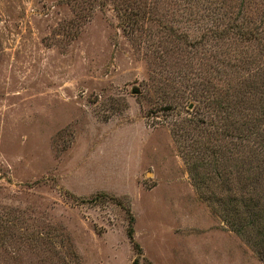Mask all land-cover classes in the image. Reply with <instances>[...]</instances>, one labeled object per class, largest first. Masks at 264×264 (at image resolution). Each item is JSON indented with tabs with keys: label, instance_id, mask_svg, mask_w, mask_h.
<instances>
[{
	"label": "rangeland",
	"instance_id": "obj_1",
	"mask_svg": "<svg viewBox=\"0 0 264 264\" xmlns=\"http://www.w3.org/2000/svg\"><path fill=\"white\" fill-rule=\"evenodd\" d=\"M168 4L157 10L175 18ZM178 58L159 70L172 89ZM149 73L112 0H0V264H130L124 207L138 264H264L260 235L236 234L194 189L192 138L175 132L211 119L196 127L223 144L218 114L178 96L164 107L171 87ZM101 191L121 205L88 200Z\"/></svg>",
	"mask_w": 264,
	"mask_h": 264
},
{
	"label": "trees",
	"instance_id": "obj_2",
	"mask_svg": "<svg viewBox=\"0 0 264 264\" xmlns=\"http://www.w3.org/2000/svg\"><path fill=\"white\" fill-rule=\"evenodd\" d=\"M75 1L88 10L104 2ZM158 1L175 4V18L158 11ZM112 4L123 34L150 67L147 81L171 87L160 91L170 99L164 107L178 96L192 101L206 118L219 116L213 129L226 141L215 146L208 145L212 129L196 127L210 125L211 119H183L195 127L175 120L178 137L192 138L184 152L194 189L236 234L260 235L264 242V0H112ZM183 22L197 27L198 35L189 38ZM183 53L186 57L180 60ZM173 58L181 63L178 70L176 63L167 66H174L175 75L179 72L183 79L174 89L159 72ZM193 58H199L194 61L197 66ZM101 196L121 205L119 198L103 191L88 200ZM124 208L126 235L134 250L130 264H138L133 214Z\"/></svg>",
	"mask_w": 264,
	"mask_h": 264
}]
</instances>
